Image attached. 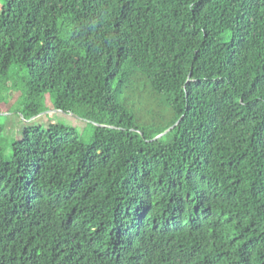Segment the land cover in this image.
Wrapping results in <instances>:
<instances>
[{"label":"trees","instance_id":"1","mask_svg":"<svg viewBox=\"0 0 264 264\" xmlns=\"http://www.w3.org/2000/svg\"><path fill=\"white\" fill-rule=\"evenodd\" d=\"M1 3L0 264H264V0Z\"/></svg>","mask_w":264,"mask_h":264},{"label":"rangeland","instance_id":"2","mask_svg":"<svg viewBox=\"0 0 264 264\" xmlns=\"http://www.w3.org/2000/svg\"><path fill=\"white\" fill-rule=\"evenodd\" d=\"M1 5L2 3L0 7ZM1 97H8L7 102L0 104V123L5 128L2 147L6 161L12 160V145L14 142H19L24 139V132L27 129L42 128L46 130L51 124L63 122L83 131L87 124V121L80 119L76 114L55 110L48 96H46L45 112L39 117L28 120L23 118L24 107L21 101V93L15 92L10 96L7 93H3Z\"/></svg>","mask_w":264,"mask_h":264},{"label":"water","instance_id":"3","mask_svg":"<svg viewBox=\"0 0 264 264\" xmlns=\"http://www.w3.org/2000/svg\"><path fill=\"white\" fill-rule=\"evenodd\" d=\"M174 128V127H173ZM171 129H169L168 131H166L165 133L159 135L158 137L155 138V140H158L160 138H162L163 136H165Z\"/></svg>","mask_w":264,"mask_h":264}]
</instances>
